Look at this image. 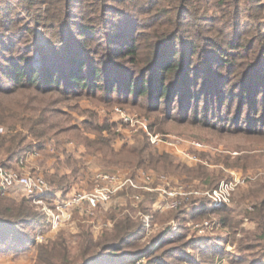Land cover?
<instances>
[{"label": "rangeland", "instance_id": "1", "mask_svg": "<svg viewBox=\"0 0 264 264\" xmlns=\"http://www.w3.org/2000/svg\"><path fill=\"white\" fill-rule=\"evenodd\" d=\"M36 1L38 0H0V5L13 7L10 13H13L14 17L18 19V24H10L11 28L6 29L4 33L10 39L9 41L18 43L14 53L23 51L33 43L36 44V42L43 45L50 43L49 37L51 34H48L49 29L45 28L43 24L36 25L32 23L35 17L31 12L36 14L43 10V6L37 4ZM68 1H70L68 4L65 5L63 2L62 4L70 11L69 14L82 13L81 7L88 10L92 8L90 15L96 18L94 23L107 31H110V28H108L111 26L110 23L121 18L124 22L123 28L128 30L130 35L134 34L133 39L143 51H148L154 34L158 36L153 43L154 46H163L164 43H160L163 42V38H169L178 29L180 32L184 31L187 27H181L182 22L188 21V19L186 20L188 16L191 17V15L186 14V11H191L194 8L198 11L197 19H209L204 22H196L198 25L196 28L203 36L215 37L216 34L221 36L223 35L222 32L227 30L228 33L238 38L246 39L247 42L250 41L249 46L253 50L255 58L264 59V0ZM180 11L182 16L177 18L176 13L179 14ZM227 11L231 12L228 17L225 16ZM105 12H109V15L105 16ZM205 13L209 14L210 18H205ZM114 15L117 19H114ZM71 16L69 15V19ZM10 17L12 18V16ZM61 17L62 20L58 28L67 26L70 23V21H65L66 16ZM28 26H32L34 31H28ZM212 30L215 32H211ZM107 34L108 32L101 33L98 37L108 38ZM53 36L52 34L51 38ZM99 45L102 46L103 44L99 43ZM32 57L33 60L35 59L34 62L39 65L41 62L40 50L36 49ZM113 59L111 58V60ZM114 62L116 63L115 68H109L112 62L110 64L108 62L104 63V68H109H107L108 74L110 73L109 76L115 78L128 76L126 74L125 76L120 75L116 70L118 68L120 71H124L122 66L118 64L121 63L127 66L126 60L119 58L114 59ZM217 69L214 71L219 72L222 76L228 74L227 66L220 68L218 66ZM108 74L105 75L108 76ZM3 79L2 82L0 81V88L12 87V83H8L4 77ZM234 83L236 82L230 85H234ZM57 96L62 101L49 105L51 110L48 113L49 119L53 123H59L62 129L70 130L45 141L43 149L35 148L29 153L38 156L35 163H37V168L40 171L41 169L44 171L46 168L61 172L72 171L74 168L79 169L80 174L74 180L78 182L80 190L91 189L92 178L98 171H120L113 168L117 167L130 169V173H132L138 169L128 164H107L101 156H95L93 152H89L85 143L89 144L90 139H95L99 135L112 137V145L118 151L127 145L130 148L139 147L143 149V155L151 153L155 156L160 154L168 156V162L171 161L176 169L156 168L155 170L153 164L150 168H142L145 173L166 175L164 187L167 189L173 188L201 193L214 189L221 181L230 182L233 177H241L243 183H240L232 194L231 209H233V201L238 195H245L253 189H258L261 183L264 184V124L256 120L259 116L255 113L253 116L251 115V117H254L255 123L244 121L245 113L239 118L236 115L240 113V105L237 104L238 98L232 106V115H213L214 117L208 116L205 118L201 112V116L196 120L192 119L194 115L192 111L188 112V109L178 108L177 103L170 107L169 104L163 102L161 106L157 104L158 107L148 99V96L135 99L132 94L106 92L104 89L91 93L73 90L45 95L44 105ZM259 100L264 106V93L260 94ZM33 103L40 105L38 102ZM116 108L130 115L146 118L151 132L161 136L162 142L158 146L152 145L145 132L119 120L120 116L116 114ZM119 127H121L120 130ZM121 131H123L124 136L120 134ZM192 141L200 142L206 148L196 149L189 144ZM81 147H83V150L80 152L79 148ZM182 149L188 150L198 158V161L187 160L182 154ZM29 153L24 157H27ZM17 162L13 168H16ZM168 162H163V165ZM28 164L29 162H27ZM151 168L155 172H152ZM185 170H193L196 176L194 174V176H188L184 172ZM174 171L179 173H174ZM205 173L210 175V180L205 179ZM197 176L199 177L195 178ZM259 194L264 196L261 192ZM25 197L29 198L21 188L13 189L7 192V195L0 196V198L14 199L15 201H20ZM193 197L194 199H192ZM29 199L31 200V207L43 216V220L38 222L34 231L33 226L29 225L31 228L26 230L29 233V241H25L20 248L15 238L5 239V233H0V264H42L39 262V255L42 252L41 247H49L59 238H63L71 249L70 256L67 258L58 256L57 253L53 255L51 253L44 254L45 257H49L56 264H161V258L165 259V264H232V260L237 262L240 259L242 260L241 264L259 259L257 263H264V252L260 248L244 249L238 247L237 239H239V235L236 236L237 239L235 238L234 241L232 239H229L228 242L219 241L222 235L223 239L225 236L217 225L218 214L194 216L192 208L202 209L204 205L213 208L207 196L196 192L191 196L184 197L185 201L182 202L188 203L191 201L190 205L196 204L188 208L190 209L189 217L186 218V221L189 224H187L185 231L182 230L186 234V239L194 241L193 247L184 252L183 257L188 258L175 262L174 253L162 255L167 249L165 242L170 241L175 235L174 232L177 231L176 225L175 228L172 227L168 234L166 232L163 234V228L169 223L166 222L158 229L152 230L150 228V231L146 230V233L139 239V247L148 249L147 254L152 253L159 260L153 263L148 261V256H143L135 262H132L133 256L128 260L126 258L123 260V258H119L123 252L119 251L115 252L117 254L107 255L111 250L104 248L105 246L100 247L101 244L110 240L116 220L121 219V211L119 209L114 210L113 205L109 207L107 204H102L93 214L89 213L84 206L76 207L71 211L72 217L70 220L65 221L58 228H53L48 220L46 210L36 205L31 198ZM47 200V205L53 206L52 201L49 198ZM193 200L196 202L194 203ZM243 207H251V204L247 203ZM242 208H239L238 211H241ZM113 216H116V219ZM85 233H89L94 242H98V246H95L92 250H86L84 254L79 246L80 239ZM161 248L163 250L157 252Z\"/></svg>", "mask_w": 264, "mask_h": 264}, {"label": "trees", "instance_id": "2", "mask_svg": "<svg viewBox=\"0 0 264 264\" xmlns=\"http://www.w3.org/2000/svg\"><path fill=\"white\" fill-rule=\"evenodd\" d=\"M36 2L43 6V10L36 14L31 12L35 17L32 23L43 24L49 29L50 43L43 45L36 42L26 47L25 51L18 53H14L18 43L9 41L10 39L4 34L6 29L11 28L10 24H18V19L10 13L12 6L0 5V81L2 82L4 77L8 83H12L10 88H0V162L4 167L8 169L15 167V163L31 150L43 149L45 141L70 130L62 129L59 123L51 122L48 116L51 111L49 105L62 101L59 96L47 101L44 105L45 95L61 93V91L79 90L91 93L104 89L106 92L132 94L135 99L148 96L155 106L157 104L161 106L164 102L171 107L177 103L178 108L192 111L194 114L192 119L196 120L201 116V112L205 118L224 114L232 115V106L238 98L240 113L236 115L240 118L245 113L243 120L255 123L254 117H251L255 113L259 116L256 120L264 124V106L259 100L260 94L264 93V59L255 58L249 46L250 41L238 38L227 30H224L221 36L217 34L215 37L203 36L196 28L197 23L209 19H197L198 11L194 8L186 11V14L191 17L188 16L186 18L188 21L182 22L181 27H187L184 31L180 32L178 29L169 38H163V42H160L164 43L163 46H154L153 43L158 38L157 34H154L148 51H143L133 39L134 34L130 35L129 31L123 28L124 22L121 18L110 23L111 26L108 27L110 31H107L94 23L96 18L90 15L92 8L88 10L81 7L82 13L69 14L70 11L63 6L70 2L68 0H38ZM177 13V18L182 16L181 11ZM230 14V11L225 12L227 17ZM63 15L66 16L65 21L70 23L58 28ZM104 15H109V12H105ZM113 17L117 19L116 15ZM205 18H210V15L205 13ZM27 30L34 31L32 26H28ZM107 32L108 38L98 37L99 34ZM52 34L53 38H51ZM36 49L41 52L39 65L32 57ZM111 58L126 60L128 67L119 63L118 65L122 66L124 71L118 68L116 70L120 75L128 76L125 78L109 76L108 69L116 67L114 59L111 60ZM106 62L109 64L112 62L111 67L104 68ZM218 66L219 68L227 66L228 74L222 76L219 72H215ZM233 82L236 83L230 85ZM33 102H38L40 105ZM52 131L54 133H51ZM112 140V137L99 135L95 139H90L89 144L85 143V145L89 152L101 156L107 164H128L135 168H150L154 165L155 170L156 168L176 169L171 161L168 162V156L163 154L155 156L151 153L143 155V149L130 148L127 145L118 151L112 145ZM163 162L168 163L163 165ZM184 172L188 176L195 175L193 170ZM174 173L179 172L174 171ZM209 176L205 173V179H209ZM47 179L52 185L49 196L51 201L56 197L54 192L56 188L67 193L69 179L66 175L55 173L48 175ZM260 192L264 194L263 183L258 189L242 195L249 200L252 208L243 207L241 211H238L227 205L221 208H210L204 205L202 209L192 208V211L194 216L218 214L221 225L228 227L224 242L229 239L234 241L240 233L243 235H239L237 239L239 248L258 247L264 252V196L259 194ZM193 202L196 201L193 200ZM30 203L31 200L26 197L20 201L0 198V233H5V239L15 238L19 248L25 241H29V233L26 231L31 228L29 225L33 226L34 231L38 222L43 220V216L35 211ZM193 205L182 203L177 210L169 211L168 214H156V218L161 223L169 222L163 228V234L171 231L172 221L177 222V231L174 232L175 235L170 241L165 242L167 249L162 253V255L174 253L175 262L187 259L188 257H183L184 252L193 247L194 241L186 239V234L182 231H185L189 224L186 221L189 217L190 209L188 208ZM120 215L121 219L116 220L112 237L100 247L105 246L104 248L112 251L107 255L123 252L119 257L123 260L133 256L132 262H135L143 256H148L150 263L159 261L152 253L147 254L148 249L138 245L139 239L146 233L145 225L129 213ZM115 217L113 216L114 219ZM245 218L255 222V230L246 229L242 225ZM97 243L89 233H85L80 239L79 248L85 254L86 250H92L98 246ZM49 247H41L39 262L42 264H56L49 257H45V253L52 255L57 253L63 258L70 256L71 248L63 238L54 241ZM160 250L163 249L157 252ZM259 260L250 261L247 264H264L257 263ZM161 262L165 264V259L161 258ZM241 263V259L237 262L232 260V264Z\"/></svg>", "mask_w": 264, "mask_h": 264}, {"label": "built area", "instance_id": "3", "mask_svg": "<svg viewBox=\"0 0 264 264\" xmlns=\"http://www.w3.org/2000/svg\"><path fill=\"white\" fill-rule=\"evenodd\" d=\"M116 112L122 122L145 132L152 145L158 146L162 142L161 136L151 132L149 122L146 118L130 115L118 108H116ZM189 144L196 149L206 148L204 144L197 141L189 142ZM182 154L187 160L198 161V158L186 149H182ZM32 155L34 154L29 153L28 156ZM27 157L20 158L16 168L8 169L0 164V196L7 195V192L13 189L21 188L36 205L46 210L48 220L53 228H58L62 223L70 220L72 217L71 211L74 208L84 206L89 213L93 214L100 205L110 203L117 193L131 188L158 190L166 200V210L174 211L181 206L183 197L192 195L194 192L207 196L213 208L228 205L231 202L232 194L237 186L243 183L241 177H233V180L230 182L221 181L214 189L200 193L198 191L167 189L164 187V183L166 182V175L164 174L144 173V181L140 184L131 175H125L119 172L99 171L93 177V186L91 189L76 191L66 198L57 196L56 199L52 200L53 206H48L47 199H50L49 196L52 186L43 175L23 170ZM155 180L159 185L156 188L150 187L149 184ZM135 199L139 200V197L136 196ZM145 220L149 221V216H146ZM147 223H145L146 227L150 226ZM173 227L175 228L176 226L174 225Z\"/></svg>", "mask_w": 264, "mask_h": 264}, {"label": "crops", "instance_id": "4", "mask_svg": "<svg viewBox=\"0 0 264 264\" xmlns=\"http://www.w3.org/2000/svg\"><path fill=\"white\" fill-rule=\"evenodd\" d=\"M120 128L121 127H119V130H120ZM120 134H122L124 136L123 131H121ZM79 149H80V152H81L83 150V147H81ZM95 156H97V155H95ZM37 157L38 156H36V155L28 156L26 164L23 167V170L24 171H28V172H32V173H39V174L45 176L46 179H47L48 175L50 176V175L55 174V173H59L61 175H66L67 178L69 179V183H68V185L66 187L67 188V193H64V190H62L60 188H56V190L54 191L56 197L58 196V197L66 198V197L71 196L72 194H74L76 191L80 190L78 182L74 180L76 178V176L78 177V175L80 174L79 173V169H75L74 168L72 171L67 170V171L61 172L59 170L46 168L44 171L42 169L40 171L37 168V165H36L37 163H35V159H37ZM27 162H29L28 165H27ZM113 168H115L117 170H120V171H117V172H121L122 171L121 172L122 174L131 175V176L135 177L140 184H142L143 181H144L143 175H144L145 171L142 168H138L137 170H134V172H132V173H130L131 170L127 169V168L126 169H124V168L120 169V168H117V167H113ZM153 171L155 172L154 169H152V172ZM155 174H157V173H155ZM48 182H49V180H48ZM91 183H92V186H93V178H92ZM50 185H51V183H50ZM157 185H159V184L157 183L156 180L153 183L149 184V186L152 187V188H156ZM92 186H91V188H92ZM136 196L139 197V200L135 199ZM189 196H191V195H189ZM187 200H190V199H187ZM183 201H185V199H183ZM165 203H166V200L162 197L161 193L158 190L145 189V188H135V189L131 188V189H127L125 191H120L119 193H117L114 196L113 200L110 203H108L107 205L109 207L111 205H113L112 208H114V210L115 209H119V211H121L120 213H122V214H128L129 213V215H131L132 217H135L136 219H139L144 225H145L146 222H148L147 224H149L150 226L146 227V225H145L146 230H149L150 228L152 230H155V229H158L161 225H163V223H161L156 218V214L164 215V214L169 213V210H166V208H165ZM233 203L234 204H233L232 208L234 210H239V208H242L243 206H246V204L249 203V200L246 199V198H243L242 195H238L235 198V201H233ZM185 204H191V201L188 202V203H185ZM194 205H196V204H194ZM230 205H231V203L228 204L227 206H229V208H231ZM219 208H221V207H219ZM250 208H252V207H250ZM146 216H149V221L145 220ZM151 222L153 223L152 227H151ZM171 224H172L171 225L172 227L174 225L175 226L177 225V223L175 221H172ZM217 225L219 226V229L222 231V233L225 236V238L223 239L222 238L223 235H222V237H221V239H219V241H223L224 242L225 239H226V234L228 232V227L221 225V223L219 221L217 222ZM242 225L246 229H250V230H255L256 229L255 222H253L251 220H248L247 218H245V220H244ZM238 235H240V233Z\"/></svg>", "mask_w": 264, "mask_h": 264}]
</instances>
